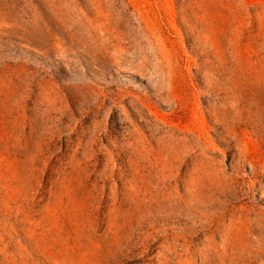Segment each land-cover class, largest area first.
Segmentation results:
<instances>
[{
  "label": "rangeland",
  "instance_id": "1",
  "mask_svg": "<svg viewBox=\"0 0 264 264\" xmlns=\"http://www.w3.org/2000/svg\"><path fill=\"white\" fill-rule=\"evenodd\" d=\"M0 264H264V0H0Z\"/></svg>",
  "mask_w": 264,
  "mask_h": 264
}]
</instances>
